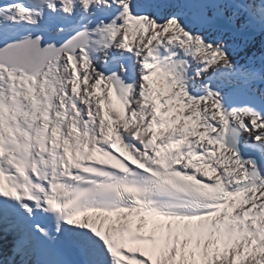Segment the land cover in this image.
Instances as JSON below:
<instances>
[{"label": "snow or ice", "instance_id": "snow-or-ice-1", "mask_svg": "<svg viewBox=\"0 0 264 264\" xmlns=\"http://www.w3.org/2000/svg\"><path fill=\"white\" fill-rule=\"evenodd\" d=\"M0 264H264V0H0Z\"/></svg>", "mask_w": 264, "mask_h": 264}]
</instances>
